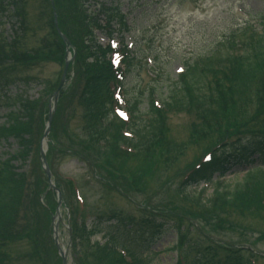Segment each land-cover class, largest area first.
Returning <instances> with one entry per match:
<instances>
[{"label":"rangeland","instance_id":"374dc122","mask_svg":"<svg viewBox=\"0 0 264 264\" xmlns=\"http://www.w3.org/2000/svg\"><path fill=\"white\" fill-rule=\"evenodd\" d=\"M105 1L99 0L100 3ZM26 2L27 31L19 40L22 41L20 46L22 51L36 50L42 45L43 40L55 39L50 29L53 24V11L49 0ZM61 2L63 5L61 12L64 17H68V1ZM113 5H119L120 10L127 12L128 19L132 22V34L135 37L139 58L134 62L126 89L129 102L139 101L134 119L136 125L144 129L146 136L152 131L149 127L153 121V115L149 110L151 101L155 97L160 98L165 105L171 95L170 92L175 89L174 73L177 68L186 66L187 63L191 65L199 58L207 59L208 56L212 58L210 62L203 63V66L212 63L211 66L224 67L231 55L249 52V46L244 45L238 52L233 48L234 45L222 41L242 27L245 21L257 22V17L264 14V0H114ZM5 16L0 11V34H3L4 38H9L13 22ZM66 22L68 28L76 30L77 25L73 18L69 17ZM256 30L258 33L261 32L260 28ZM70 35L77 44L80 42L79 33ZM243 37H239L242 44L247 40ZM65 54V58L70 56L67 51ZM147 57L154 60L155 68L151 70L156 69L155 78L148 75L145 59ZM64 62L65 60L61 62L53 56L44 59L38 66H35L36 64L21 66L20 71H26L23 75L26 80L8 91V97L23 94L31 100L38 101V109L35 110V120L32 124L34 151L25 169L29 186L25 193V219L20 225V232L24 234L23 238L15 240L18 236L13 230L9 234H13L15 242L13 240L5 242L3 239L7 234L0 229V264H63L54 246L52 227L48 230V222L44 218L46 210L50 212L53 210L55 216V212L60 210L58 240L62 247L68 250V264H76L74 249L71 246L69 248L71 225L77 209L79 213L88 216L89 208L102 217L95 222L101 235L107 237L115 235L129 250L137 254L143 253L142 258L147 257L150 264H178L180 247L178 242L183 248L187 244L184 233H190V243L197 239L202 240V235L198 234L200 238L196 234L197 226L204 235L217 234L227 239L228 244L253 246L257 260L254 263L264 264V214L247 211L214 212L207 204L197 207L196 197L200 195L199 191L203 185L188 191L189 193L186 192L189 196L184 200L180 182L201 158L228 136L232 127H237L236 133L229 132L228 137L239 133H242L241 137H246L245 132L248 129L264 135V96L257 94L259 86L247 87L242 95L236 94L238 96L235 103H229L227 106V111L229 110L231 115H226L225 119L229 120L218 126V129L200 128L203 121L195 112H169L165 129L162 128L161 133L154 130V137L148 139V145L138 148V153L131 157L103 153V148L97 145L94 147L85 133L82 118L83 105L79 102L81 79H74L75 76L70 75L68 71L63 98L57 102L58 117L52 123L54 136L50 133L52 145L56 149L51 150L47 166L53 183L60 185L63 198L62 204L59 205L55 193L48 191V179L39 156L49 105L54 101L53 94L63 76ZM6 67L9 70L0 73L4 75L13 73L11 66ZM198 77L197 75L194 80L204 88V93L208 92L211 78ZM0 92L1 125L5 122L8 109L3 107L4 91L0 89ZM246 123L249 125L243 126ZM160 135L163 137L160 138ZM17 148L14 139L1 140L0 158L5 159L7 154H13ZM64 150L67 152L63 155ZM261 165L264 167V163ZM258 166L260 164L256 162L255 167ZM252 168L234 167L227 176L226 184L234 187L244 184ZM69 180L75 182L71 181V184ZM75 185L80 187L81 197L84 199L80 194L75 195L73 190ZM213 190L214 185L205 190L201 197L202 203L212 197ZM37 211L41 212L35 214ZM146 213L160 214L168 223L165 224L168 230H165L149 248L146 247L143 238L145 236L129 229L124 223L128 219L139 221L146 217ZM114 215L117 217L112 220ZM33 217L38 219L35 226L28 221ZM177 234L181 237L184 235L181 241L178 240ZM4 242L7 243L6 246ZM193 258L194 256L190 254L188 262L191 263Z\"/></svg>","mask_w":264,"mask_h":264},{"label":"trees","instance_id":"16d2710c","mask_svg":"<svg viewBox=\"0 0 264 264\" xmlns=\"http://www.w3.org/2000/svg\"><path fill=\"white\" fill-rule=\"evenodd\" d=\"M67 1L69 16L64 17L61 12L63 10L61 0H55L59 14V26L76 48L75 63L71 68L75 71L74 79H81L79 102L84 107L83 119L86 123V130L90 135L95 134L102 137L99 139L103 140L111 136L106 143L114 147L112 139L115 136L113 137L112 132H110L111 130H104L102 123V120L111 112V94L108 89L109 83L114 80L113 69L105 58L107 51L100 47L94 34L95 30L102 29V26L99 24L97 16L88 15V10L86 9L87 0ZM10 8L13 10L12 15L14 18L20 21L21 36L11 44L0 40V72H7L9 68L6 66H11L13 71L10 75L0 73V86L4 89H8L16 83L26 80V77L23 76L26 71H20L21 66L25 67L27 64L28 66L35 64V66H38L41 61L50 59L53 56H56L57 60L61 62L65 60V44L60 39L56 29H54V24H51L50 29H52L55 39L52 41L43 40L42 45L36 50H20L22 41L19 40H21V37L27 31V10L25 9L27 8V2L26 0H0V10L2 12H6ZM102 13H105L107 16V29H110V25H112L113 21L118 20V18V21L122 22L117 9L111 11L109 14L104 8ZM69 17L73 18L76 22V30L73 29L72 31L68 28L69 26L66 21ZM69 33H79L80 42L77 44ZM242 36L247 39L244 45L250 47L248 48L249 52L242 55H231L229 59L231 63L230 70H226V72L218 70L207 74L205 69L199 71L194 66L190 69L189 74L183 79L182 83L178 85V89H175L176 93L174 91L171 92L172 94L169 98L170 105L181 111L197 113L199 119L203 121L200 128L205 127V130H209L217 127L218 129V126L229 120L225 119L226 115H231L228 112L229 110L227 111L228 104L235 103L234 101L238 96L236 94L240 93L242 95L243 90L247 87L250 88L253 85L259 86L257 94L261 97L264 96V30L260 34L244 30ZM197 75L199 76L198 79L200 76L202 78H211L209 81L211 87L208 92L206 91L207 94L204 93V88L199 85V82L194 80ZM15 97L17 98H7L6 107L9 110V118L7 123L0 126V140L7 141L14 139L18 147L7 158H0V229L7 234L6 238L3 239L5 242L12 240L15 242V240L23 238L24 234L20 232V225L25 219V193L26 188L29 186V181L26 172H20L19 169L21 167L18 168L15 162H20L21 166L25 165L34 151L32 124L35 120V110L38 109L37 102L29 101L23 95ZM16 106L18 107L17 110L19 109L18 112L17 110H12ZM152 113L155 115V118L151 127L165 129L167 115L154 109H152ZM235 123L239 125L237 120H235ZM247 125L249 124L246 123L243 126ZM236 128L232 127V132L236 133ZM245 133L248 134V138L242 141V143L239 141L240 139H236L237 142L235 144L231 142L224 145L221 142L220 148L215 151L213 150L210 162L202 163L199 168L192 169L193 171L182 186L181 193L184 200L188 199L184 188L199 185L201 182L210 183L213 181L214 176L224 177L236 165H255V156L257 155L259 161L264 162V135L259 136L256 134V131L249 129ZM240 134L242 133L231 137L227 136L225 139L228 140L232 137L240 138V136H237ZM247 178L243 185L238 184L235 187L216 182L213 196L208 201L209 207L214 212L247 211L254 214H264V171L255 167L250 171V175ZM195 202L197 207L204 205H202L199 198ZM40 212L37 211L35 214ZM45 212L44 218L48 222L49 230L51 213L47 210ZM145 215L146 217L139 221L132 219L124 221L125 226L131 230L138 231L141 235L143 234L142 236H145L143 237L144 240L147 237L151 240L156 239L163 235L165 230H168L166 229L167 225H165L168 223L164 219V216L160 214L153 215L151 213H146ZM115 217L117 216L114 215L111 219L113 220ZM28 221L29 223H34V226L38 223L37 217L30 218ZM13 230L17 233L18 239L14 240L13 234H9ZM72 230L74 252H82V258L76 259V264L77 262L80 264H130L116 252V246L123 247L125 244L119 242L115 235L110 237L113 241V246L106 245L99 247L98 244H90V233H88V230L84 226H77L75 220L72 224ZM184 234L187 238V244H185L188 248L187 254L194 256L190 264H250L252 254L248 250L225 248L212 244L205 237L201 238L204 241L197 239L190 243V233L186 232ZM45 242L47 244V241ZM6 245L7 243H5ZM50 247L53 248L52 245ZM130 254L135 259V262L132 264H147L146 261L138 258L132 252Z\"/></svg>","mask_w":264,"mask_h":264},{"label":"water","instance_id":"95a60500","mask_svg":"<svg viewBox=\"0 0 264 264\" xmlns=\"http://www.w3.org/2000/svg\"><path fill=\"white\" fill-rule=\"evenodd\" d=\"M67 67H68V63L66 64V70H67ZM64 82H65V75H64V77H63V79H62V82H61V85H60V87H59V90L56 92V94L54 95L55 96V98H56V100H57V97H58V94H59V91H60V89L63 87V85H64ZM52 117H53V113H51V115H50V119H49V124L51 123V120H52ZM48 130H47V132H46V135L48 134ZM42 156H43V158H44V154L42 153ZM44 162H45V158H44ZM46 163V162H45ZM46 167V166H45ZM46 173H47V175L50 177V173H49V171L48 170H46ZM50 188H52V189H55L54 188V186L51 184V187ZM61 255H62V257H63V263L64 264H67V258H66V254H64L62 251H61Z\"/></svg>","mask_w":264,"mask_h":264},{"label":"bare ground","instance_id":"6f19581e","mask_svg":"<svg viewBox=\"0 0 264 264\" xmlns=\"http://www.w3.org/2000/svg\"><path fill=\"white\" fill-rule=\"evenodd\" d=\"M46 144V141H45V143H44V145Z\"/></svg>","mask_w":264,"mask_h":264}]
</instances>
